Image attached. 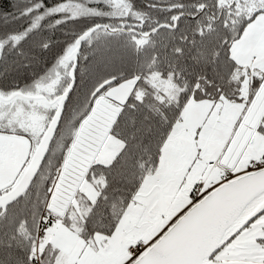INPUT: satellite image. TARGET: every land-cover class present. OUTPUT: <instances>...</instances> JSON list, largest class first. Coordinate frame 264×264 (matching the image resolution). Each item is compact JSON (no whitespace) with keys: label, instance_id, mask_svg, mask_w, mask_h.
I'll use <instances>...</instances> for the list:
<instances>
[{"label":"snow or ice","instance_id":"obj_1","mask_svg":"<svg viewBox=\"0 0 264 264\" xmlns=\"http://www.w3.org/2000/svg\"><path fill=\"white\" fill-rule=\"evenodd\" d=\"M0 264H264V0H0Z\"/></svg>","mask_w":264,"mask_h":264}]
</instances>
